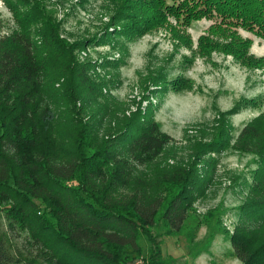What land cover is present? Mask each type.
<instances>
[{"label":"trees","instance_id":"16d2710c","mask_svg":"<svg viewBox=\"0 0 264 264\" xmlns=\"http://www.w3.org/2000/svg\"><path fill=\"white\" fill-rule=\"evenodd\" d=\"M155 1L184 27L213 22L226 44L201 38L205 53L219 47L244 66L264 68V58L248 55L252 40L222 36L241 29L264 40V0ZM23 2L29 10L13 12L18 30L4 32L0 20V264H173L162 253L163 238H183L196 259L217 235L239 264H264V117L244 125L234 144L258 161L229 232L221 205L202 215L194 207L213 187L216 163L208 154L228 142L220 135L183 153L170 147L148 108L112 112L108 98L99 100L95 66L75 58L95 38L69 43L38 4ZM138 8L140 1H131L113 15V29L97 42L129 37L128 25L117 26ZM203 228L205 237L196 240Z\"/></svg>","mask_w":264,"mask_h":264},{"label":"rangeland","instance_id":"374dc122","mask_svg":"<svg viewBox=\"0 0 264 264\" xmlns=\"http://www.w3.org/2000/svg\"><path fill=\"white\" fill-rule=\"evenodd\" d=\"M29 1L38 4L48 20L58 24L60 36L69 43L95 38L85 50L75 53V58L95 66L90 73L103 85L99 100L108 98L112 112L120 114L124 110L128 115L137 107L143 111L148 108L149 118L172 138L170 147H181L183 153L197 143L219 140L220 135L228 142L223 149L208 154L207 158L216 163L213 187L194 207L202 215L221 205L222 225L232 232L239 223L237 208L247 196L258 161L251 151H238L234 144L244 125L264 117V68L244 66L219 47L205 53L208 47L205 41L200 46L201 38L226 44L218 40L219 30L210 28L213 22L202 18L184 27L182 18L167 16L155 0H139L141 9L125 11L134 17L117 28L128 25L130 36L116 34L110 44H100L98 38L103 31L113 29L112 16L136 0ZM29 8L23 0H0L3 31L18 30L21 22L13 12ZM223 34L252 40L248 55L264 58V40L241 29ZM255 145L251 142L248 149L253 150ZM235 177L246 184H230ZM205 234V228L198 230L196 240H202ZM163 240L162 253L174 258L173 264H239L229 257L230 244L220 235L214 238L209 252L196 259L187 256L183 238ZM145 244L140 241L144 250Z\"/></svg>","mask_w":264,"mask_h":264}]
</instances>
